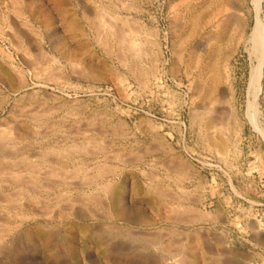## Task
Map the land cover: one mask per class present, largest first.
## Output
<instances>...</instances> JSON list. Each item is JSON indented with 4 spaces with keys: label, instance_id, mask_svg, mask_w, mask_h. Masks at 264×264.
I'll return each mask as SVG.
<instances>
[{
    "label": "rangeland",
    "instance_id": "obj_1",
    "mask_svg": "<svg viewBox=\"0 0 264 264\" xmlns=\"http://www.w3.org/2000/svg\"><path fill=\"white\" fill-rule=\"evenodd\" d=\"M256 13L264 0H0V264H264Z\"/></svg>",
    "mask_w": 264,
    "mask_h": 264
},
{
    "label": "bare ground",
    "instance_id": "obj_2",
    "mask_svg": "<svg viewBox=\"0 0 264 264\" xmlns=\"http://www.w3.org/2000/svg\"><path fill=\"white\" fill-rule=\"evenodd\" d=\"M259 1L260 0H254V3L256 4V8L258 7V4H259ZM88 3V2H87ZM89 4V3H88ZM93 5V4H92ZM90 7V6H89ZM95 7V6H94ZM92 8V7H91ZM96 8V7H95ZM62 10V9H61ZM93 10V9H92ZM189 11V10H188ZM65 12V11H64ZM93 12H96V9H94V11ZM257 12V11H256ZM220 13H223V12H220ZM60 14H61V12H60ZM65 14H66V12H65ZM95 14V13H94ZM67 15H68V13H67ZM198 15V14H197ZM196 15V16H197ZM223 15H225V14H223ZM62 16H64L65 18H66V16L65 15H63L62 14ZM73 16V15H72ZM72 16H70V17H72ZM103 17V16H102ZM101 17V18H102ZM105 17V16H104ZM214 18V17H213ZM231 18V17H230ZM62 19V18H61ZM210 19H212V18H210ZM108 20V19H107ZM197 20V19H196ZM65 21V20H64ZM86 21V20H85ZM90 21V20H89ZM214 21V20H213ZM78 22V21H77ZM110 22H111V20H110ZM189 22V21H188ZM212 22V21H211ZM210 22V23H211ZM215 22V21H214ZM69 23V22H68ZM74 23V22H73ZM209 23V24H210ZM101 24V23H100ZM228 24V23H227ZM70 25V24H69ZM79 25V24H78ZM96 25V24H95ZM71 26V25H70ZM69 26V27H70ZM101 26V25H100ZM218 27H219V25H217ZM72 28H73V26H71ZM91 27V26H90ZM120 27H121V25H120ZM123 27V26H122ZM72 28H70V29H72ZM97 28V27H96ZM68 29V28H67ZM71 31V30H70ZM73 31V30H72ZM101 32V31H100ZM121 32V31H120ZM71 33H73V32H71ZM79 33H80V31H79ZM82 34V33H81ZM121 34V33H120ZM125 35V34H124ZM79 37V36H78ZM125 37V36H124ZM73 38V37H72ZM102 38V37H101ZM121 38H122V35H121ZM120 38V39H121ZM216 38V37H215ZM76 39V38H75ZM77 39H79V38H77ZM129 39V38H128ZM125 40V39H124ZM247 42H248V44H249V54H251L252 56H253V58H254V62H255V64H254V66L252 67V70H251V84L252 85H254L255 87H256V85L258 84V82H260V76H261V71H262V63H263V61H264V24H263V22H262V20L259 18V16L257 15V13H256V16H255V20H254V23H253V25L251 26V29H250V31H249V34H248V37H247ZM63 43V42H62ZM64 44V43H63ZM118 44V43H117ZM121 44V43H120ZM124 45L126 44V43H123ZM130 44V43H129ZM128 44V45H129ZM132 42H131V46H132ZM134 45V44H133ZM136 45V44H135ZM134 45V46H135ZM126 46V45H125ZM127 48V47H126ZM125 48V49H126ZM135 49V48H134ZM63 50V49H62ZM69 50V49H68ZM127 50H128V48H127ZM129 50H130V48H129ZM128 50V51H129ZM66 51V50H65ZM133 51V50H132ZM64 52V51H63ZM69 52V51H68ZM75 52V51H74ZM67 54V53H66ZM74 55V54H73ZM72 55V56H73ZM75 56V55H74ZM74 60V59H73ZM81 59L79 58L78 59V61H80ZM4 84H5V82H3ZM18 94V93H17ZM50 96V95H49ZM30 97V96H29ZM35 97V96H34ZM33 98V97H32ZM21 99H22V97H21ZM35 99V98H34ZM18 100H20V99H18ZM29 100H31V98L29 99ZM45 100V99H44ZM33 102V101H32ZM40 101H38V102H36V104L38 103V104H40L39 103ZM44 102V101H43ZM212 102V101H211ZM16 103V102H15ZM26 104V103H25ZM41 104H42V102H41ZM19 105V104H18ZM27 105V104H26ZM35 105V104H34ZM38 106H40V105H38ZM42 106V105H41ZM43 106H44V104H43ZM48 106V105H47ZM18 107V106H17ZM45 107V106H44ZM14 108V107H13ZM20 108V107H19ZM41 108V107H40ZM39 108V109H40ZM31 109V108H30ZM36 109V108H35ZM45 109V108H44ZM32 110V109H31ZM45 110H47V107H46V109ZM45 110H44V113H47V112H45ZM15 111V110H14ZM17 111H18V109H17ZM35 111H37V110H35ZM34 111V112H35ZM40 111V110H39ZM38 111V112H39ZM12 112V111H11ZM25 112V111H24ZM21 113H22V110H21ZM29 113V112H28ZM43 113V112H42ZM41 113V114H42ZM13 114V113H12ZM14 114H15V112H14ZM40 114V113H39ZM39 114H37V115H39ZM41 114L39 115V116H41ZM50 113H48V115H49ZM23 115V114H22ZM30 115V114H29ZM26 116V115H25ZM31 116H33V113H32V115ZM30 116V117H31ZM43 116V115H42ZM73 116V115H72ZM18 117V116H17ZM23 117V116H22ZM28 117V116H27ZM33 117H35V116H33ZM40 117H38L37 119H39ZM45 118H47V115H46V117ZM5 119V118H4ZM7 119V118H6ZM15 119V118H14ZM18 119V118H17ZM27 119V118H26ZM31 119V118H30ZM35 119V118H34ZM36 119V120H37ZM41 119V118H40ZM33 120V119H32ZM104 120V119H103ZM198 120V119H197ZM6 121V120H5ZM39 121V120H38ZM42 121V120H41ZM40 121V122H41ZM12 122V121H11ZM11 122L9 121L8 123H10L11 124ZM15 122V121H14ZM26 122V121H25ZM39 122V123H40ZM52 122V121H51ZM30 123V122H29ZM32 123V122H31ZM99 123V122H98ZM2 124V123H1ZM13 124V123H12ZM33 124V123H32ZM46 124H48V123H46ZM27 125V124H26ZM36 125H38V124H36ZM7 126V125H6ZM11 126V125H10ZM9 126V127H10ZM13 126V125H12ZM40 126H42V125H40ZM44 126V125H43ZM5 127V126H4ZM15 127V126H14ZM35 127V126H34ZM47 127V126H46ZM51 127V126H50ZM52 127H53V125H52ZM82 127V126H81ZM90 127V126H89ZM16 128V127H15ZM3 128L1 127L0 128V130H2ZM11 129V128H10ZM35 129V128H34ZM37 129V128H36ZM43 129V128H42ZM46 129V128H45ZM94 129V128H93ZM32 129H30V131H31ZM79 130V129H78ZM82 130V129H81ZM86 130V129H85ZM33 131V130H32ZM31 131V133H30V135L31 134H33V132ZM34 131H36V133H38L37 131L38 130H34ZM46 131V130H45ZM86 131H88V129L86 130ZM109 131V130H108ZM28 132V131H27ZM47 132V131H46ZM53 132V131H52ZM29 133V132H28ZM40 133H42V132H40ZM4 134V133H3ZM7 134V133H6ZM23 134H25V132H23ZM23 134H21V132H19V131H16V137H17V139L18 138H24L25 136H27V134H25L24 136H23ZM79 134V133H78ZM13 135V134H12ZM29 135V134H28ZM35 135V134H34ZM42 135V134H41ZM80 135V134H79ZM5 136V138H6V135H4ZM14 136V135H13ZM33 136V135H32ZM38 136V135H37ZM2 137V136H1ZM9 137H11L10 135H9ZM7 138H8V136H7ZM17 139H16V141H17ZM27 139V138H26ZM34 139H36V138H34ZM19 140V139H18ZM29 140H30V138H29ZM8 141V140H7ZM6 141V142H7ZM27 141V140H26ZM0 142H2V139H0ZM5 142V143H6ZM14 142H15V140H14ZM14 142H12V143H14ZM19 142V141H18ZM21 142V141H20ZM23 142V141H22ZM25 142V141H24ZM39 142V141H38ZM37 142V143H38ZM20 144V143H19ZM25 144V143H24ZM27 144V143H26ZM36 144V143H35ZM71 144H73V142L71 143ZM82 144V143H81ZM1 145H3V144H1ZM12 145H14V144H12ZM15 146H16V143H15ZM14 146V147H15ZM18 146V145H17ZM20 146H22V145H20ZM33 146V145H32ZM83 146V145H82ZM94 146L95 145H93V148H94ZM70 147V146H69ZM72 147H75V145L73 146L72 145ZM97 147V146H96ZM8 148V147H7ZM10 148V147H9ZM11 148H13V147H11ZM24 148V147H23ZM28 148V147H27ZM26 148V149H27ZM62 148V147H61ZM63 148H65V147H63ZM83 148V147H82ZM16 148H14V150H15ZM75 149V148H74ZM11 150H13V149H10V151ZM16 150H18V149H16ZM59 150V149H58ZM62 150V149H61ZM68 150V149H67ZM20 151H22L21 150V148H20ZM40 151V150H39ZM46 151V150H45ZM49 151V150H48ZM69 151V150H68ZM74 151V150H73ZM76 151V150H75ZM78 151H80V150H78ZM77 151V152H78ZM85 151V150H84ZM83 151V152H84ZM50 152V151H49ZM52 152V151H51ZM50 152V153H51ZM56 152V150L54 151V153ZM64 152H66L65 150H64ZM81 152V151H80ZM145 152V151H144ZM0 153H2V152H0ZM11 153V152H10ZM17 152H15V154H16ZM62 153V152H61ZM68 153H70V151L68 152ZM67 152H66V154L65 155H67L68 154ZM127 153V152H126ZM14 154V155H15ZM22 154V153H21ZM35 154V153H34ZM40 154V153H39ZM43 154V153H42ZM42 154H41V156H42ZM46 154L47 153H45V156H46ZM49 154V153H48ZM0 155H2V154H0ZM12 155V154H11ZM13 155V156H14ZM18 155V154H17ZM50 155V154H49ZM52 155V154H51ZM62 155H64V153L62 154ZM64 155V156H65ZM111 155V154H110ZM122 155V154H121ZM132 155V154H131ZM4 157H5V155H3ZM13 156H11L12 158H13ZM29 156V155H28ZM31 156V155H30ZM55 156V155H54ZM9 157V156H8ZM7 157V158H8ZM68 157H69V155H68ZM15 158V157H14ZM18 158V157H17ZM54 158V157H53ZM60 158V157H59ZM64 158H66V157H64ZM23 159V158H22ZM32 159V158H31ZM34 159V158H33ZM44 159V158H43ZM42 159V160H43ZM52 159V158H51ZM54 159H56V158H54ZM8 160H10V159H8ZM24 160V159H23ZM30 160V159H29ZM47 160V159H46ZM13 161V160H12ZM34 161V160H33ZM38 161V160H37ZM5 162V161H4ZM8 162V161H7ZM14 162V161H13ZM20 162H22V161H20ZM26 162V161H25ZM39 162V161H38ZM57 162V161H56ZM18 163H19V161H18ZM30 163V162H29ZM28 163V164H29ZM79 163V162H78ZM5 164V163H4ZM4 164H3V166H4ZM24 164H26V163H24ZM34 164V163H33ZM16 165V164H15ZM36 165V164H35ZM40 165V164H39ZM44 165V164H43ZM120 165V164H119ZM22 166H24L23 164H22ZM31 166V165H30ZM42 166V165H41ZM60 166V165H59ZM103 166V165H102ZM19 167V166H18ZM17 167V168H18ZM25 167V166H24ZM23 167V168H24ZM29 167V166H28ZM33 167V166H32ZM46 167V166H45ZM58 167V166H57ZM80 167V166H79ZM101 167V166H100ZM113 167V166H112ZM23 168H21V169H23ZM81 168V167H80ZM90 168V167H89ZM97 168V167H96ZM166 168H167V166H166ZM20 169V168H19ZM39 169V168H38ZM58 169V168H57ZM87 169V168H86ZM106 169H109V168H106ZM29 170V169H28ZM32 170V169H31ZM61 170V169H60ZM78 170H80L79 168H78ZM4 171V170H3ZM14 171V170H13ZM26 171V170H25ZM24 171V172H25ZM42 171V170H41ZM46 171V170H45ZM49 171V170H48ZM48 171H47V174H49L48 173ZM57 171V170H56ZM90 171V170H89ZM93 171V170H92ZM115 171V170H114ZM7 172V171H6ZM9 172H12V171H10V169L8 170V173ZM21 172V171H20ZM26 172H28V171H26ZM25 172V173H26ZM39 172V171H38ZM53 172H55V171H53ZM84 172V171H83ZM85 172H86V170H85ZM94 172V171H93ZM105 172V171H104ZM33 173V172H32ZM32 173H31V175L30 176H32ZM35 173H37V171H35ZM43 173V172H42ZM68 173V172H67ZM66 173V174H67ZM73 173V172H72ZM75 173V172H74ZM92 173V172H91ZM90 173V174H91ZM0 174H1V172H0ZM6 174V173H5ZM4 174V175H5ZM10 174H12V173H10ZM10 174H8V175H10ZM22 174H23V172H22ZM39 174V173H38ZM44 174V173H43ZM77 174V173H76ZM116 174V173H115ZM3 175V176H4ZM7 175V174H6ZM6 175L4 176V178L6 177ZM45 175H46V172H45ZM50 175V174H49ZM52 175H53V173H52ZM56 175H59V174H56ZM63 175V174H62ZM61 174H60V176H62ZM82 175V174H81ZM86 175V174H85ZM12 176H14V174L12 175ZM11 176V177H12ZM34 176V175H33ZM48 176V175H47ZM59 176V177H60ZM70 176V175H69ZM84 176V175H83ZM87 176V175H86ZM91 176V175H90ZM103 176V175H102ZM112 176H114L113 175V173H112ZM39 177V176H38ZM49 177V176H48ZM58 177V176H57ZM59 177L57 178V179H59ZM65 177V176H64ZM64 177H61V178H64ZM78 177V176H77ZM110 177V176H109ZM108 177V178H109ZM7 178H8V176H7ZM51 178V177H50ZM54 178H55V176H54ZM88 178V177H87ZM90 178V177H89ZM9 179H10V177H9ZM15 179H16V177H14V181H15ZM42 179H44V178H42ZM128 179V178H127ZM0 180L2 181V178H0ZM20 180V179H19ZM19 180H16V181H19ZM38 180V179H37ZM74 180H76V179H74ZM83 180V179H82ZM96 180V179H95ZM100 180V179H99ZM126 180V179H125ZM130 180H132V179H130ZM8 181V180H7ZM6 181V182H7ZM12 181V180H11ZM15 181V182H16ZM24 181V183H26L25 182V180H22V182ZM56 181H59V180H56ZM71 181V180H70ZM78 181V180H77ZM87 181V180H86ZM134 181V180H133ZM136 181V180H135ZM4 182V181H3ZM40 182H41V180H40ZM43 182V181H42ZM50 182V181H49ZM55 182V181H54ZM54 182H53V184H54ZM63 182V181H62ZM102 182H104V180L102 181ZM107 182H112V181H105V183H107ZM1 183V182H0ZM5 183V182H4ZM10 183V182H9ZM56 183V182H55ZM64 183V182H63ZM119 183V182H118ZM151 183H153V182H151ZM33 184V183H32ZM62 183H60V185H61ZM65 184V183H64ZM71 184V183H70ZM104 184V183H103ZM108 184V183H107ZM155 184V183H154ZM2 185V184H1ZM20 185V184H19ZM23 185V184H22ZM50 185V184H49ZM49 185H47V186H49ZM58 185H59V183H58ZM59 185V186H60ZM66 185H67V183H66ZM66 185H63V186H66ZM73 185V184H72ZM93 185H95V184H93ZM97 185V184H96ZM109 185V184H108ZM107 185V186H108ZM130 185H132L131 183H130ZM129 185V186H130ZM5 186V185H4ZM24 186V185H23ZM149 186V185H148ZM153 186V185H152ZM151 186V187H152ZM159 186V185H158ZM7 187V186H6ZM26 187V186H25ZM39 187V186H38ZM75 187V186H74ZM83 187V186H82ZM86 187H88L87 185H86ZM85 187V188H86ZM96 187V186H95ZM94 187V188H95ZM145 187V186H144ZM50 188V187H49ZM80 188V187H79ZM90 188H93V187H91L90 186ZM153 188H155V187H153ZM46 189V188H45ZM89 189V188H88ZM99 189V188H98ZM143 189L144 188H142V191H143ZM151 189V188H150ZM16 191H17V189H15ZM25 190V189H24ZM38 190V189H37ZM90 190V189H89ZM94 190V189H93ZM92 190V191H93ZM96 191H94V192H97L98 190L97 189H95ZM163 190H165V189H163ZM58 191V190H57ZM145 191H147L146 189H145ZM151 191V190H150ZM18 192H20L19 190H18ZM102 192H103V190H102ZM122 192H124V191H122ZM153 192V191H152ZM160 192H162L161 190H160ZM6 193V192H5ZM16 193V192H15ZM26 193V192H25ZM107 193V192H106ZM166 193V192H165ZM164 193V194H165ZM17 194H20V193H16L15 195H17ZM153 194V193H152ZM167 194V193H166ZM165 194V195H166ZM22 194H20V196H21ZM4 196V195H3ZM18 196V195H17ZM64 196V195H63ZM67 196V195H66ZM95 196H96V194H95ZM157 196V195H156ZM161 196V195H160ZM167 196V195H166ZM12 197V196H11ZM25 197V196H24ZM24 197L22 198V199H24ZM56 197V196H55ZM54 197V198H55ZM65 197V196H64ZM63 197V198H64ZM87 198H88V196H86ZM85 197V198H86ZM99 197V196H98ZM104 197V196H103ZM110 197V196H109ZM26 198V197H25ZM59 198V197H58ZM100 198H101V196H100ZM105 198V197H104ZM103 198V199H104ZM121 198V197H120ZM14 199H16V198H14ZM22 199L20 200V202H17L16 204H19L20 205V203H21V201H22ZM30 199V198H29ZM62 199V198H61ZM66 199V198H65ZM69 199V198H68ZM79 199H81V198H79ZM151 199V198H150ZM12 200V199H11ZM26 200H27V198H26ZM59 200V199H58ZM63 200V199H62ZM75 201L77 200V199H74ZM82 200V199H81ZM81 200H79V201H81ZM89 200V199H88ZM161 200H163V198H161ZM6 201H7V199H6ZM65 201H67V199L65 200ZM72 201V200H71ZM78 201V200H77ZM86 201V200H85ZM68 202H69V200H68ZM168 202V201H167ZM172 202V201H171ZM179 202V201H178ZM7 203V202H6ZM10 203V202H9ZM9 203H7V204H9ZM29 203V202H28ZM27 202H26V204H28ZM77 203V202H76ZM88 203V202H87ZM110 203V202H109ZM118 203H119V201H118ZM169 203V202H168ZM177 203V202H176ZM12 204H14V203H12ZM22 205L24 204L23 202L21 203ZM66 204V203H65ZM64 204V205H65ZM68 204V203H67ZM91 204V203H90ZM95 204V203H94ZM97 204V203H96ZM10 205H11V203H10ZM32 205V204H31ZM60 205H62L61 204V202H60ZM64 205H63V207H64ZM68 205H70V204H68ZM73 204H71V206H72ZM99 205V204H98ZM105 205V207L107 208V206H106V204H104ZM165 205H167V204H165ZM178 205V204H177ZM16 206V205H15ZM18 206V205H17ZM21 206V205H20ZM30 205H28L27 207H29ZM34 206V205H33ZM51 206V205H50ZM49 206V207H50ZM56 206V205H55ZM66 206V205H65ZM74 206V205H73ZM72 206V207H73ZM91 206H93L92 204H91ZM24 207V206H23ZM48 207V206H47ZM52 207V206H51ZM69 207V206H68ZM75 207V206H74ZM170 207V206H169ZM168 207V208H169ZM26 208V207H25ZM78 208V207H77ZM80 208V207H79ZM95 208V207H94ZM102 208V207H101ZM104 208V207H103ZM165 208V207H164ZM44 209H45V207H44ZM52 209H53V207H52ZM51 209V210H52ZM54 209H55V207H54ZM69 209V208H68ZM67 209V210H68ZM88 209H89V207H88ZM108 209V208H107ZM157 209V208H156ZM163 209V208H162ZM20 210V209H19ZM40 210H41V208H40ZM50 210V211H51ZM57 210V209H56ZM76 210V209H75ZM90 210V209H89ZM95 210V209H94ZM93 209H92V211H94ZM103 210V209H102ZM158 210V209H157ZM182 210V209H181ZM73 211V210H72ZM79 211H81V210H79ZM87 211V210H86ZM108 211H109V209H108ZM123 211V210H122ZM125 211V210H124ZM167 211V210H166ZM169 211H171V210H169ZM172 211H174V210H172ZM195 211V210H194ZM13 212V211H12ZM54 212H55V210H54ZM64 212V211H63ZM83 212H84V210H83ZM176 212V211H175ZM174 212V213H175ZM186 212V211H185ZM56 213V212H55ZM153 213V212H152ZM181 213V212H180ZM188 213V212H187ZM25 214V213H24ZM44 214V213H43ZM54 214V213H53ZM57 214V213H56ZM58 214H59V212H58ZM60 214H62V213H60ZM69 214V213H68ZM71 214V213H70ZM85 214H86V212H85ZM90 214H92V213H90ZM105 214V213H104ZM117 214V213H116ZM127 213H125V215H126ZM10 215V214H9ZM97 215V214H96ZM107 215H108V213H107ZM107 215H106V217H107ZM167 215H169V214H167ZM166 215V216H167ZM175 215H177V214H175ZM184 215V214H183ZM51 216V215H50ZM59 216V215H58ZM57 216V217H58ZM89 216V215H88ZM92 216H94V214L92 215ZM97 216H99V215H97ZM100 216H101V213H100ZM178 216V215H177ZM52 217H54V215L52 216ZM62 217V216H61ZM70 217V216H69ZM87 217V216H86ZM141 217V216H140ZM154 217H157V216H154ZM171 217V216H170ZM60 218V217H59ZM169 218V217H168ZM176 219H177V217H175ZM178 218H180V216H178ZM2 219V218H1ZM30 219V218H29ZM63 219H65V218H63ZM106 219V218H105ZM118 219V218H117ZM166 219H167V217H166ZM171 219V218H170ZM175 219V220H176ZM200 219V218H199ZM6 220H7V218H6ZM125 220V219H124ZM123 220V221H124ZM182 220H184V219H182ZM188 220H190V219H188ZM17 221V220H16ZM59 221V220H58ZM102 221H104V220H102ZM107 221H109V219L107 220ZM111 221V220H110ZM141 221V220H140ZM165 221V220H164ZM195 221V220H194ZM105 222V221H104ZM144 221H142L141 223H143ZM153 224V223H152ZM1 225V224H0ZM103 225V224H102ZM146 225V224H145ZM155 225V224H154ZM2 226H4V225H2ZM1 226V227H2ZM104 226V225H103ZM148 226H150V225H148ZM106 227H107V229H108V227H110V226H108V225H106ZM112 227V226H111ZM144 227V226H143ZM113 228V227H112ZM111 228V229H112ZM124 228H126V227H124ZM5 229V228H4ZM106 229V228H105ZM110 230V229H109ZM124 230V229H123ZM161 230V229H160ZM0 231H2V230H0ZM103 231H104V229H103ZM85 232V231H84ZM116 232V231H115ZM13 233V232H12ZM11 233V234H12ZM120 233V232H119ZM118 233V234H119ZM122 233V232H121ZM1 234V233H0ZM114 236V235H113ZM156 236V235H155ZM157 237V236H156ZM158 238H160V237H158ZM163 238V237H162ZM105 239H108V238H105ZM155 240V239H154ZM153 241V240H152ZM161 241V240H160ZM194 241V240H193ZM1 242V241H0ZM169 242V241H168ZM155 243V242H154ZM158 243V242H157ZM171 243V242H170ZM169 244V243H168ZM172 244H173V241H172ZM116 245V244H115ZM171 245V244H170ZM175 245V244H174ZM158 246V245H157ZM161 246V245H160ZM176 246V245H175ZM162 247V246H161ZM167 247H169L168 245H167ZM171 247L172 246H170V249H171ZM159 248V247H158ZM178 248V247H177ZM164 251V250H163ZM154 257V256H153ZM108 259V258H107ZM153 259V258H152ZM151 259V260H152ZM148 261V260H147ZM176 261V260H175ZM158 262V261H157ZM188 262V261H187ZM166 263V262H165ZM168 264V263H167ZM185 264V263H184Z\"/></svg>",
    "mask_w": 264,
    "mask_h": 264
}]
</instances>
